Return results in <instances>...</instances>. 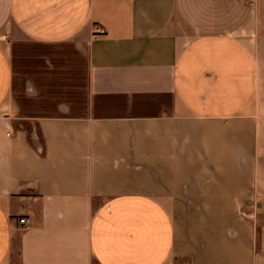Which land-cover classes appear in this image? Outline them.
Returning <instances> with one entry per match:
<instances>
[{
    "label": "crops",
    "instance_id": "1",
    "mask_svg": "<svg viewBox=\"0 0 264 264\" xmlns=\"http://www.w3.org/2000/svg\"><path fill=\"white\" fill-rule=\"evenodd\" d=\"M0 264H264V0H0Z\"/></svg>",
    "mask_w": 264,
    "mask_h": 264
},
{
    "label": "rangeland",
    "instance_id": "2",
    "mask_svg": "<svg viewBox=\"0 0 264 264\" xmlns=\"http://www.w3.org/2000/svg\"><path fill=\"white\" fill-rule=\"evenodd\" d=\"M37 51V47L31 45H24L18 48L17 51V58L15 59V65L17 67V81L18 84L22 82V78L25 76L26 73V66H27V57Z\"/></svg>",
    "mask_w": 264,
    "mask_h": 264
},
{
    "label": "built area",
    "instance_id": "3",
    "mask_svg": "<svg viewBox=\"0 0 264 264\" xmlns=\"http://www.w3.org/2000/svg\"><path fill=\"white\" fill-rule=\"evenodd\" d=\"M97 33L98 34H103V30L102 29H97ZM19 224L20 225H24L26 227L28 225V221L26 219H21V220H19Z\"/></svg>",
    "mask_w": 264,
    "mask_h": 264
}]
</instances>
